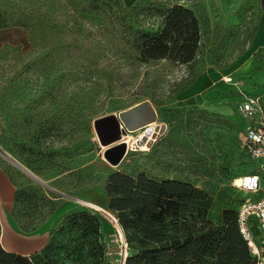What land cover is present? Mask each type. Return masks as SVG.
<instances>
[{"label": "rangeland", "instance_id": "1", "mask_svg": "<svg viewBox=\"0 0 264 264\" xmlns=\"http://www.w3.org/2000/svg\"><path fill=\"white\" fill-rule=\"evenodd\" d=\"M26 1L36 0H0V11L7 20L15 19ZM120 1L129 9L156 1L193 9L201 20L196 61L191 68L154 63L144 93L157 102L141 97L131 105L138 92L135 82L124 76L123 68L106 62L110 54L105 37L99 39L103 50L97 52L89 46L94 31L46 29L25 48L12 45L22 35L4 37L1 31L0 166L26 198L16 208L18 220L0 206V237L3 225L11 223L22 234H27L22 226L42 227L55 204L58 208L65 203L58 218L91 209L80 203L86 198L107 205L98 189L113 171H144L157 180L175 179L205 189L213 196L212 218L225 208L237 209L251 196L233 183L261 163L245 147L246 122L239 106L243 95L264 101V47L256 45L264 31V0ZM76 40L85 45L76 46ZM200 75L208 81L193 88L191 96L187 91L193 83L177 91L181 80L195 81ZM142 103L154 108L158 131L149 136L145 149L132 143L122 163L112 166L104 158L94 121ZM145 132L143 127L124 135L136 138ZM37 188L39 195L29 198ZM100 214L103 236L111 243L104 264H121L119 233Z\"/></svg>", "mask_w": 264, "mask_h": 264}, {"label": "trees", "instance_id": "2", "mask_svg": "<svg viewBox=\"0 0 264 264\" xmlns=\"http://www.w3.org/2000/svg\"><path fill=\"white\" fill-rule=\"evenodd\" d=\"M14 16L7 20L0 11L2 35L23 36L12 45L28 48L40 30L68 28L82 34L94 31L96 37L89 36L90 51L100 52L103 41L99 39L105 37L104 47L110 54L106 62L123 68L124 76L135 82L138 92L131 105L141 97L157 102L151 93H144L154 63L167 61L191 68L200 50L201 20L193 9L178 2L156 1L129 9L120 0H36L26 1ZM75 44L85 45L81 40ZM193 82L181 80L177 91ZM103 189L108 199L105 209L117 220L129 247L125 264L253 263L238 228L239 207L225 208L212 218L213 196L205 189L175 179L157 180L144 171H113ZM39 190L33 189L29 198L38 196ZM25 198L23 189L16 191L12 215L17 220L16 208ZM102 227L98 214L83 208L67 215L48 244L31 256L8 252L0 241V264H104ZM22 228L32 233L39 227Z\"/></svg>", "mask_w": 264, "mask_h": 264}, {"label": "built area", "instance_id": "3", "mask_svg": "<svg viewBox=\"0 0 264 264\" xmlns=\"http://www.w3.org/2000/svg\"><path fill=\"white\" fill-rule=\"evenodd\" d=\"M239 108L246 122L245 147L251 158L261 163L255 172L241 175L233 183L238 190L251 195L239 206L237 223L248 243L252 264H264V101L260 97L243 95ZM251 219L256 221L259 229L257 238L250 227ZM119 246L122 251L121 264H125L129 247L124 235Z\"/></svg>", "mask_w": 264, "mask_h": 264}, {"label": "crops", "instance_id": "4", "mask_svg": "<svg viewBox=\"0 0 264 264\" xmlns=\"http://www.w3.org/2000/svg\"><path fill=\"white\" fill-rule=\"evenodd\" d=\"M264 38V31H260L256 45L259 47H264V42L262 43L261 40ZM261 43V44H260ZM206 80L204 78V75H200L193 84L188 88V96H191L194 92L191 93V90L197 86H201L206 84ZM187 94V93H186ZM99 192L102 194H105L103 187H100ZM16 194V187L14 183L11 181L9 176L6 174V172L3 170V168L0 166V206H2V210L5 209L8 212H12V209L14 207V198ZM105 197V195H104ZM83 201H86L90 203V205L83 204ZM81 200L80 203L85 205L86 208H91L93 210H96L95 212L100 214V211H103L104 215H101L104 217L112 226V221L109 217V214L106 212V201H100L95 202V199H88ZM108 202V201H107ZM65 203H61L60 206H58L57 210L54 211V214H52V217L48 219L45 224L42 225V227L38 228L35 232H32L30 234H22L20 233L17 228L14 226L13 223L7 224L6 226L3 225L0 241L3 246V248L8 252H13L17 254H21L24 256H31L33 254H36L37 252L41 251L49 242L51 233L53 231L58 230L64 218L67 215H70L72 213H75L78 210H72L70 212H65L61 218H58L59 213L62 212V206ZM59 212V213H58ZM58 215V216H57ZM114 227V226H113ZM250 227L257 238L259 235V229L257 227V223L254 219L250 220ZM105 243L106 248L109 249L111 246V243L109 241V237H105ZM108 251V250H107Z\"/></svg>", "mask_w": 264, "mask_h": 264}, {"label": "water", "instance_id": "5", "mask_svg": "<svg viewBox=\"0 0 264 264\" xmlns=\"http://www.w3.org/2000/svg\"><path fill=\"white\" fill-rule=\"evenodd\" d=\"M155 119V110L149 103L136 105L118 115L109 114L97 118L94 121V127L103 147L109 146L104 151V158L108 163L112 166H119L126 157L129 148L126 143L122 142L126 131L146 127V132L140 140V144L145 145L153 131H158V127H150Z\"/></svg>", "mask_w": 264, "mask_h": 264}, {"label": "bare ground", "instance_id": "6", "mask_svg": "<svg viewBox=\"0 0 264 264\" xmlns=\"http://www.w3.org/2000/svg\"><path fill=\"white\" fill-rule=\"evenodd\" d=\"M150 127L155 128V123H152V124L150 125ZM140 134H141V133H140ZM143 135H144V134H141L140 136L138 135V137H136V138H133V137H131L130 135H127V136H126V135H123V137H122V142L126 143V144L128 145V148H130V147L132 148V147H133V144H132V143H134L135 146H138V147H140L141 149H145L146 146H144V145L139 146V141L141 140V138L143 137ZM108 147H109V146H104V151H105ZM82 201H83V200H82ZM83 204H85V205H90V203H88V202H86V201H83ZM109 217H110V219H111V221H112V224H113L114 228L117 229V231H118V233H119V238L122 239V238H123V232H122L121 228L119 227L117 221L115 220L114 217H112L111 214H109Z\"/></svg>", "mask_w": 264, "mask_h": 264}]
</instances>
